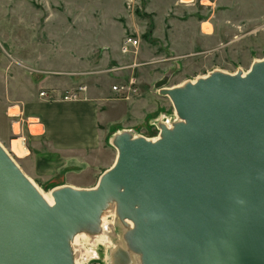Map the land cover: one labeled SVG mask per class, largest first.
Listing matches in <instances>:
<instances>
[{"label": "rangeland", "instance_id": "obj_1", "mask_svg": "<svg viewBox=\"0 0 264 264\" xmlns=\"http://www.w3.org/2000/svg\"><path fill=\"white\" fill-rule=\"evenodd\" d=\"M129 36L139 45L124 52ZM263 58L264 0H0V144L42 192L94 188L117 157L116 134L153 140L162 124L180 121L163 90L215 71L243 74ZM132 74L137 94H107L113 81L120 84ZM80 85L120 110L109 127L102 126L108 135L101 147L73 153L56 147L44 124L52 130L49 117L63 112L48 106L86 100L88 90L78 100L59 97ZM42 91L57 96L45 98ZM18 137L27 148L21 155L12 147ZM107 211L113 227L108 234L129 252L124 264H141L126 238L133 226L119 216L115 201ZM95 232L89 233L94 246L89 240L76 246L81 264H109L107 247Z\"/></svg>", "mask_w": 264, "mask_h": 264}, {"label": "water", "instance_id": "obj_2", "mask_svg": "<svg viewBox=\"0 0 264 264\" xmlns=\"http://www.w3.org/2000/svg\"><path fill=\"white\" fill-rule=\"evenodd\" d=\"M163 93L180 121L156 140L116 134L97 186L53 205L0 145V264H74L69 238L111 201L142 264H264V58Z\"/></svg>", "mask_w": 264, "mask_h": 264}, {"label": "crops", "instance_id": "obj_3", "mask_svg": "<svg viewBox=\"0 0 264 264\" xmlns=\"http://www.w3.org/2000/svg\"><path fill=\"white\" fill-rule=\"evenodd\" d=\"M114 84H117V82L113 81V83H111L106 90L107 94H115V92L112 91V86ZM89 93L91 96H88ZM98 94V91L91 88L82 96L85 97L86 100L79 103L48 106L51 109H56L59 106L63 109L62 113L55 115L56 117H49L54 124L52 130H48L47 122L44 119L47 138H50L55 143L56 147H59V149L63 151H71L74 153L79 150H94L102 146L103 139L108 135L106 131L107 128H103L102 126L109 127L112 116H115L119 112L120 107H116V104L107 105L108 103L106 101H108V99ZM104 106L109 107L101 109ZM35 109L37 111L38 109L41 111L43 110L41 106H36ZM44 109L46 108L44 107ZM41 116L43 117V115ZM115 160L116 157L111 167ZM87 161L90 162L91 159L87 158ZM111 167L109 166L108 169Z\"/></svg>", "mask_w": 264, "mask_h": 264}, {"label": "bare ground", "instance_id": "obj_4", "mask_svg": "<svg viewBox=\"0 0 264 264\" xmlns=\"http://www.w3.org/2000/svg\"><path fill=\"white\" fill-rule=\"evenodd\" d=\"M248 72V71H247ZM247 72H244L243 74H246ZM180 119V118H178ZM167 127L171 128L172 126L166 122L164 123ZM160 137V136H159ZM159 137L153 139V140H156L158 139ZM1 145V144H0ZM12 147L14 149V151L21 155L22 152H26L27 151V148H26V145H25V142L23 141L22 138H16V139H13L12 140ZM4 150L8 153V155L11 157V155L9 154V152L4 148ZM24 155V154H23ZM117 158V157H116ZM26 174V173H25ZM27 175V174H26ZM28 176V175H27ZM29 179H31L29 176H28ZM99 182V180H98ZM97 182V184H98ZM96 184V186H97ZM95 186V187H96ZM35 187L37 188V190L39 191V193L41 194V196L44 198V200L49 204V205H53L54 203V200H53V197H52V192H49V193H45V192H42L36 185ZM109 207V204L105 207V209L103 210L102 214H101V221L100 222H93L92 224H86L84 225V228L83 229H80L79 230V226L76 228V230L73 232L72 236L69 238V241H70V245L72 246L73 248V252L74 254L72 253V259L74 261V264H81L82 263V258H83V254L81 255V257H79V253L78 251L76 250V246H79V244H81L82 241H85V240H89V245H93L89 239V233L91 234H97L94 230L98 229V235H97V242H102L104 243V245L107 247V255H106V258L108 260V263L111 264L112 261H111V254L113 253V251L116 249V252L114 254V263L115 264H124L123 263V259H122V253H121V247H119V245L116 246L117 243H115L113 241V238L111 236V234L109 235L108 233H110L109 231H112L113 232V227L111 226V223L108 221V216H107V208ZM115 214V213H114ZM129 227H132L133 226V222L130 220V219H125L124 220ZM99 226V228H98ZM102 227V230L101 232H99V229H101ZM110 228V229H109ZM100 244V243H99ZM101 245V244H100ZM94 246V245H93ZM129 247V246H128ZM100 248V247H99ZM114 250H113V249ZM92 254L91 256H94L96 255V252L94 250V248H92ZM104 251V250H103ZM128 251V250H126ZM89 254V252H88ZM102 258V257H101ZM137 258L139 259V262L142 264V254L141 252H138L137 253ZM103 263V262H101Z\"/></svg>", "mask_w": 264, "mask_h": 264}, {"label": "built area", "instance_id": "obj_5", "mask_svg": "<svg viewBox=\"0 0 264 264\" xmlns=\"http://www.w3.org/2000/svg\"><path fill=\"white\" fill-rule=\"evenodd\" d=\"M139 45V40L135 37L129 36L124 39L122 49L124 52H129L133 49H136ZM88 88L86 85H80L75 89L70 90L67 92L65 95H60L64 100H78L82 94L87 92ZM112 90L117 93V94H122L123 96L129 98L131 95H135L139 92V87H138V80L134 74L130 75L128 79L120 84H114L112 86ZM54 91L52 92H47V91H42L40 95L45 98H51L55 99L57 95Z\"/></svg>", "mask_w": 264, "mask_h": 264}]
</instances>
